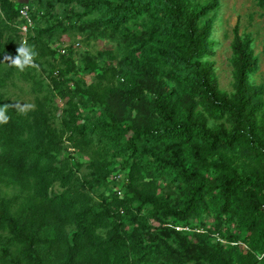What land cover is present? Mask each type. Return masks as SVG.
Returning a JSON list of instances; mask_svg holds the SVG:
<instances>
[{
  "label": "trees",
  "instance_id": "obj_1",
  "mask_svg": "<svg viewBox=\"0 0 264 264\" xmlns=\"http://www.w3.org/2000/svg\"><path fill=\"white\" fill-rule=\"evenodd\" d=\"M221 1L34 0L38 68L19 71L23 3L0 0V105L17 80L35 100L0 124V264H264V85L237 22L220 88ZM84 32L115 47L52 45Z\"/></svg>",
  "mask_w": 264,
  "mask_h": 264
},
{
  "label": "rangeland",
  "instance_id": "obj_2",
  "mask_svg": "<svg viewBox=\"0 0 264 264\" xmlns=\"http://www.w3.org/2000/svg\"><path fill=\"white\" fill-rule=\"evenodd\" d=\"M19 1L31 7L34 0ZM200 1L206 3L208 0ZM66 8L77 11L79 6L73 3ZM57 10L59 12L63 11L62 7ZM237 22L240 23L241 34H250L253 38V49L259 58V69L251 75V81L256 85H264V9L258 5L257 0H222L211 36V39L215 42V53L210 59L214 62L220 88L228 92L233 91L231 43L233 28ZM86 36L87 33L85 32L64 33L54 39L52 45L59 48L60 53L66 52L70 45L76 46L74 58L77 60L85 53H96L103 48L115 47V43L109 44L99 39H92L87 43ZM85 78L90 80L91 75L88 74ZM5 91L13 103L18 100L35 106L34 94L30 91V82L17 80L16 85L8 84ZM259 116L264 117V113H260ZM1 189L6 190L4 187Z\"/></svg>",
  "mask_w": 264,
  "mask_h": 264
},
{
  "label": "clouds",
  "instance_id": "obj_3",
  "mask_svg": "<svg viewBox=\"0 0 264 264\" xmlns=\"http://www.w3.org/2000/svg\"><path fill=\"white\" fill-rule=\"evenodd\" d=\"M16 55L5 54L3 61L7 62L10 66L17 68L19 71H25L28 68H38L36 59L38 52L35 47L29 45L26 40L19 42V47L16 50ZM12 107L20 115H27V113L34 108V105L23 103L15 100L14 104L0 105V124H6L10 120V116L7 114L8 108ZM257 260L264 259V253H254Z\"/></svg>",
  "mask_w": 264,
  "mask_h": 264
},
{
  "label": "built area",
  "instance_id": "obj_4",
  "mask_svg": "<svg viewBox=\"0 0 264 264\" xmlns=\"http://www.w3.org/2000/svg\"><path fill=\"white\" fill-rule=\"evenodd\" d=\"M20 18L23 20V22L20 24V31L23 34V40L27 41V37H28V33L30 28L33 26L34 24V19L30 13V7L26 4H23V6L20 8ZM125 174L121 173L115 176L116 180L119 182L118 186H116V191L118 192V194L120 196L123 195L124 190H125ZM176 229L179 231H184V232H189L192 231V228L190 226H176ZM219 240L225 242L224 240L218 238ZM245 248H248V246L246 244H244Z\"/></svg>",
  "mask_w": 264,
  "mask_h": 264
}]
</instances>
